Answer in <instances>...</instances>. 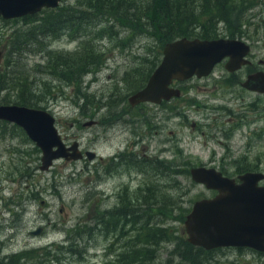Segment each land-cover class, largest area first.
Listing matches in <instances>:
<instances>
[{"label": "rangeland", "instance_id": "obj_1", "mask_svg": "<svg viewBox=\"0 0 264 264\" xmlns=\"http://www.w3.org/2000/svg\"><path fill=\"white\" fill-rule=\"evenodd\" d=\"M77 2L61 0L60 5L74 7ZM236 3L238 7L242 6L240 1ZM230 20L217 22L215 37H240L247 41L252 45L249 57L253 63L244 65L235 76H230L231 72L225 68V59L210 75L202 79H187L184 94L177 100L172 116L162 121L165 126L155 141L160 151L166 145L165 137L172 139V143H168L170 150L161 153V157L166 159L160 162L165 166L164 172L157 168V174L152 177L135 174L133 181L127 184L123 181L132 172L128 167L121 177L115 173L113 177L97 182L95 165L86 158L72 161L59 158L49 169H41V148L23 127L12 121L0 120V260L9 262L11 255L32 250L34 256L22 259L20 264H106L108 241L98 229L93 230L88 240L81 239L74 250L68 251L61 246L74 245L71 243L74 240L68 237L72 232L70 229L77 224L94 223L99 212L118 202V191H127L125 185H130L128 191L133 197L151 182L156 185L151 186L154 197L157 186H177L178 194L180 190L184 193L181 196L183 204L192 207L196 199L216 192L192 179L186 171L191 165L201 162L215 165L232 176L240 174L238 171L247 164L252 169L264 171V94L245 88L241 82H234L235 79L244 80L253 66L264 67V0H256L254 6L243 5L240 14H232ZM18 23L21 22H16L15 27L19 26ZM109 24L102 22L98 28L91 29L90 36L95 34V38L90 44L94 43L95 48L102 51L121 52V57L105 59L101 69L85 75L87 88H82L88 93V99L78 98V86L62 83L52 78L49 72H44L47 61L44 62L40 53H32L24 60L30 68H36L37 61L43 63L40 67L43 73L38 71L37 74L43 101L42 105L35 107L47 108L55 115L56 125L67 140L77 138L82 147H93L104 156H110L121 148V119L117 123H109L114 107L102 106L98 110L94 102H100V99L109 102L114 99L110 97L113 91H126L129 84L126 78L133 75L132 69L140 62L139 58L152 59L155 49L161 44L159 37L146 35L144 30L134 37L131 32L127 37V32L118 24L115 29H121V33L117 38L111 37L110 33L102 34L101 29ZM13 26V22H0V29L6 35ZM88 44L81 36H73L69 32L52 41L53 48L65 51L77 50ZM10 48L9 40L0 36V50H3L0 70L7 67L10 55L14 54L15 58L22 55L21 51L15 50L11 54ZM20 68L16 66L17 70ZM121 76L125 78L120 82L122 88L117 82ZM93 114H103L101 120L105 126L85 125ZM193 120L197 121L196 127L192 126ZM21 128L24 132L20 131ZM173 166L179 170L176 177ZM244 171L245 168L241 173ZM176 225L179 234L188 237L184 221L176 222ZM40 227L42 231L36 233ZM84 245L87 248L83 252L77 251ZM123 245L122 240L121 250ZM52 247L48 258L36 255ZM173 247L171 244L163 245V259L172 254ZM208 256L213 257L208 264H264L263 253L251 247H218Z\"/></svg>", "mask_w": 264, "mask_h": 264}, {"label": "trees", "instance_id": "obj_2", "mask_svg": "<svg viewBox=\"0 0 264 264\" xmlns=\"http://www.w3.org/2000/svg\"><path fill=\"white\" fill-rule=\"evenodd\" d=\"M236 1H240L242 6L238 7ZM243 5L254 6L256 0H78L74 7H44L34 14L13 18L0 15V22L14 23L8 35L0 29L1 38L9 40L11 54L15 51L22 53L17 58L14 54L10 55L7 67L0 70V103H8L14 99L19 104L42 105L37 74L43 63L37 61V67H32V70L24 61L32 53H40L44 62L47 61L44 63V72H49L52 78L62 83L78 86V98L88 99V93L82 88H87L85 75L100 69L103 62L98 54L102 50L96 49L94 43L90 44L95 38V34L90 36V31L101 26L102 22L110 24L104 26L101 33H110L111 37L119 36L120 32L115 26L121 24L127 37H130L131 32L134 37L144 30L146 35L159 37L161 40L152 59L141 57L140 62L133 67L127 90L134 91L143 85L160 61L167 41L185 35L215 37L217 22L224 19L231 22V15H239ZM18 21L21 23L15 27ZM67 32L73 36H81L84 42H89L88 46L84 45L73 51L53 48L52 41ZM149 63L152 64L146 67ZM16 66H20V70ZM117 101L121 102V91ZM93 105L97 108L100 104L94 102ZM20 131L24 132L22 128ZM27 138L29 139L28 136ZM157 168L159 170L165 166H161L158 161ZM244 168L252 169L248 164ZM173 171L176 177L179 170L173 166ZM164 187H156L155 197L152 187H142L140 193H134L133 197L129 195V185H125L124 189L127 191H118V202L99 212L94 223L77 224L70 229L72 232L68 237L75 241H71L75 246L61 247L68 251L74 250L81 239L88 240L93 230L98 229L108 241L105 249L108 254L106 264H208L213 259L208 256L213 249L193 244L177 230L176 222L184 221L191 208L183 204L181 196L184 193L180 190L178 194L177 186ZM122 240L124 245L121 250ZM164 244L174 245L172 254L166 259L161 254ZM86 248L84 245L77 251L83 252ZM52 249L53 247L46 248L43 253L37 252L36 255L48 258ZM31 252L32 250L15 253L17 256L13 255L9 262L2 259L0 264H20L22 259L34 256Z\"/></svg>", "mask_w": 264, "mask_h": 264}, {"label": "water", "instance_id": "obj_3", "mask_svg": "<svg viewBox=\"0 0 264 264\" xmlns=\"http://www.w3.org/2000/svg\"><path fill=\"white\" fill-rule=\"evenodd\" d=\"M60 3L61 0H0V15L20 17L44 7H57ZM250 50L251 45L239 37L185 35L169 40L147 84L131 94L130 101L159 102L178 95L181 90L172 85L174 79L208 75L225 58L227 70H239L250 62ZM2 53L0 50V58ZM243 85L264 92V71L250 73ZM0 119L16 122L41 148V169H49L59 158L70 160L84 156L79 141L67 144L56 125L55 115L47 108L0 103ZM86 153L92 158L95 151L87 150ZM190 173L194 181L217 192L196 199L192 204L184 220L188 240L207 249L248 246L264 251V183H261L264 171L247 170L237 179L216 166L198 164L190 168Z\"/></svg>", "mask_w": 264, "mask_h": 264}, {"label": "flooded vegetation", "instance_id": "obj_4", "mask_svg": "<svg viewBox=\"0 0 264 264\" xmlns=\"http://www.w3.org/2000/svg\"><path fill=\"white\" fill-rule=\"evenodd\" d=\"M119 27H121V24L119 25ZM119 32L121 33V29ZM218 37H220V36H218ZM225 37H229V36H225ZM202 38H205V37H202ZM209 38H214V37H209ZM120 39H121V36H120ZM251 53H252V45H251V50L248 54V58H249L250 62L245 64V65H251L253 63V59L249 57V55ZM98 54L101 55L100 58L103 60V62L105 59L108 60L111 57H114V58L121 57V52H116V51L113 52V51H107L106 50V51H100ZM154 55H155V53H154ZM162 55H163V50H162ZM162 55H161V58H162ZM225 59L227 60V58H225ZM159 62L157 63V65L159 64ZM262 62H264V61H262ZM262 62H261V64H262ZM151 64L152 63H149L146 67H148ZM156 66L154 67L152 72L155 70ZM102 67H103V63H102V66L100 67V69ZM261 70L264 71V67H262L261 65L253 66L250 69V71H248L247 76L250 73H255V72H258ZM236 71H229L232 74L230 76H235ZM92 72H95V71H92ZM152 72L148 75V77L146 78V80L144 81V83L141 87H137L134 91H132L131 89L130 90L126 89V91H121V102L117 101L118 94H119L117 91H113L111 93L110 97L111 98L114 97V99H112L109 102L108 101H102V99H100V102H99L100 105L97 107L98 110L100 108H102V106H105V107L110 106L111 108L114 107V111L110 113V115L114 118V120H112V117H110L109 123L114 124V123H117L118 120L121 119L122 140H121V148L119 150L114 151L113 153H110L109 154L110 156H104L101 152L97 151V149L95 150V148H93V147H90V146L82 147L81 141H79L77 138H73L72 140H67L66 137H64L62 135L64 137L65 141L67 142V144H72L74 141H79L80 149L82 150V152L84 154V156L82 158L88 159L90 164L95 165V167L93 169L96 172L95 177H97V182L107 180L109 177H113L115 173H118V175H120V177H121V175H123V171L126 167H128V170L132 171L129 173L128 179L123 181L124 183L126 182L127 184H129V181L130 182L133 181L135 174L140 176V174L142 173L145 177H152L153 174L156 175L157 174L158 161L163 162V160H166V159L161 157V153H167L170 150L168 143L169 144L172 143V139H168V137L166 136L165 137V140H166L165 144L166 145L164 147H162L160 149V151H158L156 148V144H155L156 137H157L159 131L165 126V124H163L162 121L168 120L172 116L171 112H172L173 108L175 107V104L178 103L177 100L180 99V97H182V95L184 94L185 88L188 86L187 79H196V78L202 79L205 76H208L211 74L210 73V74L204 75V76L193 75L187 79H182V80L174 79L172 82V85L175 86L176 88H179L181 90V93L178 95L172 96L171 98H168V99L163 98L159 102L151 101V100H143V101H140L137 103H132L130 101V95L133 94L135 91L139 90L140 88L144 87L147 84ZM126 75H128V73H126ZM247 76H246V78H247ZM122 79H125L124 76H121V79L117 80V82H119L118 85L121 86V88L123 87L122 83H120ZM130 79H131L130 75H128L126 78V82L129 83L128 86L130 85ZM244 80L235 79L234 82L235 83L241 82V84L243 85ZM244 87L247 88L246 86H244ZM247 89L253 90L250 88H247ZM253 91H257V90H253ZM127 92H128V94H127ZM257 92L264 94V92H260V91H257ZM257 106H258V104H257ZM116 114H117V116H116ZM101 115H103V114H101ZM101 115H97V114L94 115L93 114L91 116L92 118H90L88 120V121H90L88 126H90V127L105 126V122H103L101 120ZM241 118H244V117H242V115H241ZM232 120L234 121L235 118H232ZM88 121H86V122H88ZM86 122H85V125H86ZM192 126L196 127L197 121L193 120ZM172 133H173V131H171V134ZM87 150L95 151V154L93 155L92 158H90L87 155V153H86ZM79 159H81V158H79ZM70 160L72 161V160H78V159H70ZM95 163H97V164H95ZM198 164H206L209 166H215V165H210V164L203 163V162L198 163ZM198 164H193V165H198ZM193 165L188 167L186 169V171L187 170L190 171V168ZM216 167H218V166H216ZM163 169L164 168H161L159 170L164 172ZM219 169H221V168H219ZM221 170L225 174L230 175V174L226 173L224 169H221ZM247 170L258 171L260 169H245V171H247ZM239 173H241V172H239ZM238 175L235 176V177H237V179H238ZM230 176H232V175H230ZM261 183H262V181H261ZM151 186H156V185L154 182H151V183L146 185V187H151ZM214 191L216 192V190H214ZM44 201L45 200H43V202ZM38 229H40L39 232L42 231V227H40ZM38 229H36V230H38ZM36 230H35V232H36ZM39 232H36V233H39ZM25 251H27V250H25ZM261 252L263 253V256H264V251H261ZM12 256L13 255L10 256L11 259H12Z\"/></svg>", "mask_w": 264, "mask_h": 264}, {"label": "bare ground", "instance_id": "obj_5", "mask_svg": "<svg viewBox=\"0 0 264 264\" xmlns=\"http://www.w3.org/2000/svg\"><path fill=\"white\" fill-rule=\"evenodd\" d=\"M226 68V67H225ZM241 69V68H240Z\"/></svg>", "mask_w": 264, "mask_h": 264}]
</instances>
